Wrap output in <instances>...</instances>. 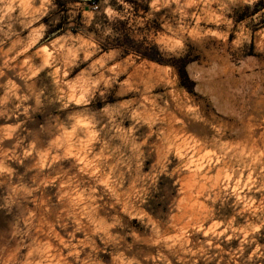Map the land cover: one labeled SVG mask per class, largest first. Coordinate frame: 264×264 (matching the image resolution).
<instances>
[{
	"label": "clouds",
	"instance_id": "1",
	"mask_svg": "<svg viewBox=\"0 0 264 264\" xmlns=\"http://www.w3.org/2000/svg\"><path fill=\"white\" fill-rule=\"evenodd\" d=\"M0 264H264V0H0Z\"/></svg>",
	"mask_w": 264,
	"mask_h": 264
},
{
	"label": "rangeland",
	"instance_id": "2",
	"mask_svg": "<svg viewBox=\"0 0 264 264\" xmlns=\"http://www.w3.org/2000/svg\"><path fill=\"white\" fill-rule=\"evenodd\" d=\"M111 162V161H110ZM215 172H216V168H213L212 169V174H215ZM245 175H247V173H245ZM125 187H127V184H125ZM195 193H196V188H193L192 189V196H193V200H194V198H195ZM202 199V198H201ZM239 219V218H238ZM58 232H59V229H58ZM59 234L63 237L64 236V233L63 232H59ZM65 239L67 238V237H64ZM78 238H82V237H78Z\"/></svg>",
	"mask_w": 264,
	"mask_h": 264
}]
</instances>
